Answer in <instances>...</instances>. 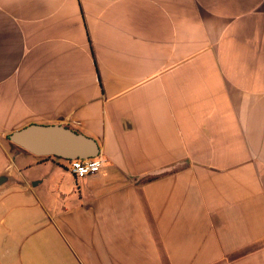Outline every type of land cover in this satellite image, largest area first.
Returning a JSON list of instances; mask_svg holds the SVG:
<instances>
[{
	"label": "crops",
	"instance_id": "crops-1",
	"mask_svg": "<svg viewBox=\"0 0 264 264\" xmlns=\"http://www.w3.org/2000/svg\"><path fill=\"white\" fill-rule=\"evenodd\" d=\"M0 264H264V0H0Z\"/></svg>",
	"mask_w": 264,
	"mask_h": 264
},
{
	"label": "water",
	"instance_id": "water-1",
	"mask_svg": "<svg viewBox=\"0 0 264 264\" xmlns=\"http://www.w3.org/2000/svg\"><path fill=\"white\" fill-rule=\"evenodd\" d=\"M9 140L35 155L66 160L97 157L96 139L62 124L31 123L9 134Z\"/></svg>",
	"mask_w": 264,
	"mask_h": 264
},
{
	"label": "built area",
	"instance_id": "built-area-1",
	"mask_svg": "<svg viewBox=\"0 0 264 264\" xmlns=\"http://www.w3.org/2000/svg\"><path fill=\"white\" fill-rule=\"evenodd\" d=\"M67 161H69L71 171L77 177H85L87 175L98 173L104 164V160L99 156Z\"/></svg>",
	"mask_w": 264,
	"mask_h": 264
},
{
	"label": "rangeland",
	"instance_id": "rangeland-1",
	"mask_svg": "<svg viewBox=\"0 0 264 264\" xmlns=\"http://www.w3.org/2000/svg\"><path fill=\"white\" fill-rule=\"evenodd\" d=\"M62 161H65L64 163L67 164V166L69 165V161H67L66 159Z\"/></svg>",
	"mask_w": 264,
	"mask_h": 264
},
{
	"label": "trees",
	"instance_id": "trees-1",
	"mask_svg": "<svg viewBox=\"0 0 264 264\" xmlns=\"http://www.w3.org/2000/svg\"><path fill=\"white\" fill-rule=\"evenodd\" d=\"M8 138H9V135H8ZM13 143V142H12ZM14 144V143H13Z\"/></svg>",
	"mask_w": 264,
	"mask_h": 264
}]
</instances>
